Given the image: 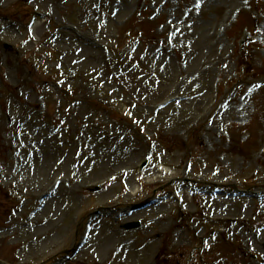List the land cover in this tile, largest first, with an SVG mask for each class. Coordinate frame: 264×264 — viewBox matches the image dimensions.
I'll list each match as a JSON object with an SVG mask.
<instances>
[{
    "label": "rangeland",
    "instance_id": "rangeland-1",
    "mask_svg": "<svg viewBox=\"0 0 264 264\" xmlns=\"http://www.w3.org/2000/svg\"><path fill=\"white\" fill-rule=\"evenodd\" d=\"M0 16V264H264V0H0ZM237 88L248 112L216 115Z\"/></svg>",
    "mask_w": 264,
    "mask_h": 264
},
{
    "label": "bare ground",
    "instance_id": "bare-ground-1",
    "mask_svg": "<svg viewBox=\"0 0 264 264\" xmlns=\"http://www.w3.org/2000/svg\"><path fill=\"white\" fill-rule=\"evenodd\" d=\"M124 0H110V2H111V4H112V7L113 8H118L119 7V5L120 4H122V2H123ZM1 17V16H0ZM38 22H36L35 24H34V30H36L37 28H38ZM5 25H1L0 26V31H5ZM7 38H9L8 36H6V35H4V34H2V35H0V40H4V39H7ZM160 50H161V48H160ZM5 73H7V71L5 70ZM205 75H207L208 74V72H205L204 73ZM199 79H200V77H198ZM201 80V79H200ZM193 86H194V89H191V91H189V92H186V94H183L182 96H180V99H179V101H184V100H186V99H190V98H192L194 95H198L197 96V98H200L201 96H202V92H197L196 90H198L199 89V87L196 85V84H193ZM174 90H175V88H174ZM252 91L253 90H248L247 92H243V93H240V91H239V89L237 88V89H235L233 92H232V94H231V96L230 97H228L229 99H222L218 104H217V108L215 109V111H216V115H218V116H224V115H226V114H228L229 113V110H230V106H231V103L233 102V101H240L241 103H243L242 104V107L244 108V109H241V110H246V108H247V104H248V101H247V98L249 97V95L252 93ZM223 98V97H222ZM231 99V100H230ZM247 111V110H246ZM248 112V111H247ZM5 117L6 118H9V116L6 114L5 115ZM17 139V138H16ZM15 139V140H16ZM20 150H22V149H20ZM39 155H41L42 156V154L40 153V151L38 150V148L37 147H35V146H33L32 148H27V149H25V150H23V151H20L17 155H16V157H15V159H14V162H12L11 163V167H10V169H17V170H19V169H24L25 167H28L29 166V163L31 164V163H33V158H36V157H38ZM61 158V157H60ZM56 165H57V167H59L60 166V164L59 163H56ZM25 170L26 169H24V171L23 172H25ZM159 171H161L162 172V174L163 173H166V172H168V170H164V169H162V168H160L159 167ZM58 176H60V173L59 174H57ZM55 176V175H54ZM112 180V179H111ZM23 182V176H19V179H18V183L19 184H21ZM65 180H63V179H61V177H59V179L56 181V182H53V184H51V186H49V187H47V189H46V191H45V193H43V194H40V193H36L34 196L36 197V198H38L39 199V205H38V207L35 209V211H34V214H35V217H38L39 215H41V214H43V212H44V209H45V207H46V205H47V201H48V199H51V198H53V197H55V195L57 194L56 193V189L59 187V186H61V185H64L65 184ZM77 182H79V181H76V180H74V182H73V184H74V186L76 187V190H74L73 188V193H69L68 192V195H69V197H72L73 198V200L74 201H76L77 199L79 200V196L77 197ZM47 185H42L41 186V189L43 188V187H46ZM133 191H136L135 190V188H132V192ZM134 194H136V192H134ZM41 196V197H40ZM179 198L181 197V195H179L178 196ZM262 197H264V194L262 195ZM231 198V197H230ZM69 201V200H68ZM70 209H72V207H70L69 208V210ZM139 211H141V210H139ZM97 218V217H96ZM217 218V217H216ZM93 223V221L92 222H89L88 223V225H90L91 226V224ZM28 226V224H26V227ZM235 232H239L240 230L236 227V223L233 225V228H232ZM10 230H14V228H11V226H10V222H7L6 223V225L5 226H3L2 227V229H1V231H3V232H8V231H10ZM109 232V230L107 229V228H105V232L104 233H108ZM8 234H10V233H8ZM103 235V234H102ZM180 235V231L179 230H175L174 231V233H173V236H174V238H177L178 236ZM104 237V236H103ZM86 238L87 237H85V236H83V237H81L79 240H78V242L75 244V245H95L96 244V241H97V238H96V240H95V242L94 243H88L87 242V240H86ZM126 237H125V235L123 234V235H121L120 234V238L119 239H117V242H118V244L117 245H127V240H126V242L125 241H123V242H121L120 240H122V239H125ZM54 239H50L49 238V240H46V243H51L52 241H53ZM28 245H31L32 243H34V241H35V239L34 238H28ZM113 242V240L112 239H110V240H108L106 243L102 240L100 243H98L97 245H111V243ZM116 242V243H117ZM129 244V243H128ZM27 245V244H26ZM118 249V248H117Z\"/></svg>",
    "mask_w": 264,
    "mask_h": 264
},
{
    "label": "water",
    "instance_id": "water-1",
    "mask_svg": "<svg viewBox=\"0 0 264 264\" xmlns=\"http://www.w3.org/2000/svg\"><path fill=\"white\" fill-rule=\"evenodd\" d=\"M146 163H147V161L143 162V163L141 164L140 168H142L143 166H145ZM93 190H94V191H97V190H98V187H95ZM139 225H140L139 222H131V223H127V224H125L124 227H125L126 229H131V228H136V227H138Z\"/></svg>",
    "mask_w": 264,
    "mask_h": 264
}]
</instances>
